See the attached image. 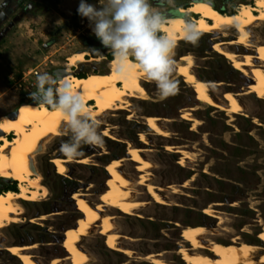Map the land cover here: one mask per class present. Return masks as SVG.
Segmentation results:
<instances>
[{"label":"rangeland","instance_id":"1","mask_svg":"<svg viewBox=\"0 0 264 264\" xmlns=\"http://www.w3.org/2000/svg\"><path fill=\"white\" fill-rule=\"evenodd\" d=\"M87 2L100 7L98 0ZM176 2L171 0L162 10L176 6V12L181 13V8H187ZM242 3L254 5L255 0H226L224 6L227 10L235 6L237 11ZM78 4L79 0H0V12L6 14V24L0 22V124L16 106L20 109L33 101L24 92L33 89L38 73H54L59 68H70L75 75L109 72L108 55L112 52L93 34L88 19L78 15ZM215 4L222 6L220 1ZM185 14L194 22L195 16ZM10 21H14L12 26ZM230 28L205 32L196 44L177 41L175 93L161 98L153 81L142 80L145 92L128 97L131 106L111 109L100 117L102 144L85 146L80 157L71 159L59 151L60 144L67 139L65 134L43 143L44 149L34 160L47 193L36 201L20 199V220L0 227V264H17L16 259L7 260L2 244L43 238L46 231H55L61 237L65 235L63 228L75 227L81 213L77 212L73 193L93 206L100 202L101 216H111L120 246L132 251L126 254L110 250L99 220L77 243L89 254L84 264H153L147 257L150 254H157L169 264H187V257L179 251L192 246L184 235L187 226H205L207 233L201 236L204 243L214 240L229 244L238 236L240 242L264 246V97L249 91V86L257 82L255 66L264 69V61L255 57L257 48L260 51L264 46V21L248 28L249 45L237 43L243 33ZM215 42H222L241 59L254 55V65L242 72L227 56L219 54ZM92 48L98 56H94ZM79 52H86L85 60L78 67L70 66L68 57ZM184 54L192 55L193 71L209 82V93L218 103L229 106L224 94H235L242 106L239 112L199 99L197 88L179 74L184 64L180 57ZM95 57L100 60L92 59ZM31 69L37 73L27 74ZM147 116L157 117L166 134L149 126ZM141 133L145 134V141ZM130 146L139 148L141 155L151 162L143 171L144 183L139 182L142 171L138 162L128 153ZM59 156L68 159L65 174L56 164ZM83 156L87 157L86 162L81 161ZM111 159H121L118 169L129 179L130 197L140 202L135 214L106 205L101 199V192L108 190L106 181L112 176L105 166ZM14 181L0 176V191ZM145 183L155 185L165 203L157 202ZM15 184L19 189L18 181ZM206 207L215 210L220 218L206 214ZM45 247L36 243L26 250L43 260L41 252ZM70 254L66 250L57 264H72Z\"/></svg>","mask_w":264,"mask_h":264},{"label":"bare ground","instance_id":"2","mask_svg":"<svg viewBox=\"0 0 264 264\" xmlns=\"http://www.w3.org/2000/svg\"><path fill=\"white\" fill-rule=\"evenodd\" d=\"M181 11L197 15L193 17V23L200 32L213 33L234 27L243 33L242 38L236 40V42L249 45L250 34L248 28L257 21H264V0H255L254 5L242 3L234 14L220 13L205 0L194 1L187 8H181ZM170 18L171 23L166 24L165 29L177 33V41L184 40L182 25L185 19L182 16H171ZM216 47L220 53L226 55L244 73L247 72V66L254 65L252 61L254 55L252 54L244 60L236 52L227 49V47L225 48L222 42H217ZM85 53L79 52L69 56L68 64L78 67L85 60ZM255 57L264 61V46ZM92 59L100 60L99 57ZM183 60L185 63L181 65L179 74L183 75L187 83L197 85L201 91L202 99L208 101L211 105L227 108L229 111L239 112L241 110L242 106L232 92L227 94L228 99L231 101L229 106L225 107L215 100L209 93V82L199 79L193 71V57L191 54L185 56ZM129 63H134V61L130 59ZM109 65V72L91 71L85 77H79L68 68L66 71H69V73L63 75L65 79L72 82L74 89L82 92L88 108L99 118L111 109L128 107L130 105L128 97L137 93L141 95L145 92V88L141 83L142 80H145L142 72L133 69L130 73H118L114 58L110 60ZM255 67L254 75L257 82L252 89L257 91L261 97H264V69L259 66ZM150 121L152 125L164 131L157 123V117H151ZM62 122L63 116L60 112L52 110L49 106L36 105L32 102L22 105L20 109L18 108V115L15 118L9 114L4 116L0 124L2 131L0 132V176L18 181L19 190L0 192V227L5 222L20 220L19 212L22 209L18 203L20 199L38 200L39 197L47 193V187L42 184V177L35 165L34 156L44 149L43 143L47 139L63 135ZM9 134L13 135L12 138H7ZM107 134L113 137L108 130ZM129 150L134 153L138 160L143 162L142 164L145 167L151 165L150 161L141 155L140 150L132 146ZM67 160L60 156L56 158V164L62 174L67 171ZM120 163L121 160L112 166L118 177L110 180L112 190L105 194V200L130 214H135L140 203L130 197L129 179L118 169ZM149 190L159 202L165 203L163 197H161L162 195L157 192L155 185L149 184ZM77 197L81 199L83 208L88 214V217L80 219V229L73 228L69 231V244L73 251L79 255L77 264H84L86 260L83 258L86 253L77 244L80 236L88 233L91 225L99 220L105 224V232L109 234L111 245L119 250H127L126 247L120 246L119 234L113 232L114 226L111 217L108 215L101 216L98 211L99 207H93L79 194H77ZM206 212L210 216L220 218V215L212 208L207 207ZM206 233L207 228L203 225L187 226L184 229L185 238L192 242L191 247L184 246L179 250L187 257V264H264V254L261 255V252H264V246L246 241L240 242L238 236L234 237L232 239L234 242L229 244L216 243L214 240L204 243L201 241V236ZM18 251L22 252L21 248ZM128 252L131 253L132 251L129 250ZM149 257L155 264L170 263L157 256V254H150ZM26 258L29 264H38L31 256Z\"/></svg>","mask_w":264,"mask_h":264},{"label":"clouds","instance_id":"3","mask_svg":"<svg viewBox=\"0 0 264 264\" xmlns=\"http://www.w3.org/2000/svg\"><path fill=\"white\" fill-rule=\"evenodd\" d=\"M100 7L79 0L77 13L87 18L93 34L111 50L118 73L133 69L155 83L158 94L166 98L175 93L176 35L165 29L171 18L162 10L171 0H98ZM183 39L198 43L202 33L185 19ZM134 63H129V60ZM34 91L29 93L36 105L49 106L63 116L62 133L67 136L59 147L66 158L83 154L85 146L103 143L101 119L87 106L82 92L74 89L70 80L54 73L41 72L35 76Z\"/></svg>","mask_w":264,"mask_h":264},{"label":"crops","instance_id":"4","mask_svg":"<svg viewBox=\"0 0 264 264\" xmlns=\"http://www.w3.org/2000/svg\"><path fill=\"white\" fill-rule=\"evenodd\" d=\"M215 45H216V42H215ZM259 46H262V45H259ZM219 52V51H218ZM257 52H259V47L257 48ZM220 53V52H219ZM222 54V53H221ZM187 55H189V54H184V55H182L181 57H180V59L182 60V61H184L183 60V58L185 57V56H187ZM222 55H224V54H222ZM248 55H250V54H247V55H245V58H247L248 57ZM226 56V55H225ZM228 58V57H227ZM229 59V58H228ZM230 60V59H229ZM230 62H231V60H230ZM183 63H185V61L183 62ZM232 63V62H231ZM233 64V63H232ZM233 66H234V64H233ZM236 68V67H235ZM199 78V77H198ZM200 79V78H199ZM255 83H252L249 87H250V89H249V91L250 92H252V93H256L257 94V96L258 97H260V98H263V97H261L260 95H259V93L257 92V91H254L253 89H252V87H253V85H254ZM191 85H194L196 88H197V90H198V97H199V99L201 100V101H203V102H206V103H208L209 105H211V103H209L208 101H205V100H203L202 98H201V91H200V89L197 87V85L196 84H191ZM252 89V90H251ZM228 92H230V91H227V92H225V94H224V97L228 100V102H229V104H231V101L228 99V97H227V94H228ZM212 106H215V105H212ZM231 112H234V111H231ZM234 113H236V112H234ZM151 117H155V116H147L146 118H147V121H148V124H149V126H151L154 130H156V132H158L159 134H166V132L165 131H161V130H159L157 127H155L154 125H152V123H151V121H150V119H151ZM104 133L105 134H107V130H104ZM108 135V134H107ZM112 137V136H111ZM141 139L143 140V141H145V139H146V136H145V134H143V133H141ZM133 147V146H132ZM135 149H138V150H140L139 148H137V147H134ZM129 149H130V147H129ZM128 149V153L130 154V156H131V159L132 160H135V161H137L138 162V167H139V170L140 171H142V173H141V175H140V183H144V181L146 180V178H145V174L143 173V171H145L147 168H149V167H145L144 166V164H142L143 162L142 161H140V160H138L135 156H134V153L131 151V150H129ZM131 152V153H130ZM81 159V161L82 162H86L87 161V157H85V156H83V157H81L80 158ZM119 160H121V159H111L109 162H107V164H105V166H106V168L109 170V172L110 173H112V176H110L108 179H107V185H109L108 186V190H104V191H102L101 192V199H102V201L106 204V205H111L112 207H115V208H117V209H119V210H121V211H124L125 213H127V214H130V213H128L127 211H125L124 209H121V208H119V207H116V206H114V205H112V204H109L106 200H105V194L107 193V192H109V191H111L112 190V187H111V185H110V180L111 179H116L117 177H118V174L115 172V170L112 168V166L117 162V161H119ZM56 161V160H55ZM151 163V162H150ZM114 170V171H113ZM146 184V186H147V190H148V192L149 193H151L150 192V190H149V184H152V183H145ZM73 193V192H72ZM41 194H42V192H41ZM77 194L78 193H73V198L76 200V204H77V210H79V211H77L78 213H81V215H79L77 218H76V220H78L77 221V224L75 225V227H66V228H63V230H62V233H65V235L64 236H59V235H56V233H54V232H52V231H46L45 233H43V238H37V239H34L33 237L32 238H28L27 239V241H25V242H19V243H12V244H10V245H1L2 246V250H3V253L5 254V255H7L8 257H6L7 258V260L8 259H20V264H29V262L27 261V256H31L38 264H51V262H52V264H56V263H58L59 262V260L60 259H63L64 257H65V255H66V250H68V251H70L71 252V254L68 256V257H71L73 260H72V264H77V261H78V259H79V255H77L74 251H73V248L71 247V245L69 244V237H70V235H69V231L71 230V229H73V228H76V229H80L81 228V225H80V219L81 218H86V217H88V214H87V212L84 210V208H83V205H82V203H81V199H79L78 197H77ZM45 194H43L42 196H44ZM151 195L153 196V198L157 201V202H159L156 198H155V196L151 193ZM39 200V199H38ZM77 200H78V203H77ZM32 201H36V200H32ZM136 202H138V203H140L139 201H137V200H135ZM100 202H98L96 205H92L93 207H99V209H98V211H99V213H100V215H102V209H100L101 208V204H99ZM161 203V202H160ZM79 204V205H78ZM80 206V207H79ZM80 208H81V210H80ZM207 208V207H206ZM206 208L204 209V211H205V213L207 214V212H206ZM21 213H22V210L20 211ZM19 212V215L21 214ZM109 217H111L110 215H108ZM30 220V219H29ZM16 222H18V221H16ZM27 222H30V221H27ZM101 222V221H100ZM6 224H9V223H11V222H5ZM4 223V224H5ZM103 223V222H102ZM4 224L2 225V226H4ZM31 225H33V226H37V224L36 223H30ZM100 225H101V223H100ZM103 228L101 227V231L103 232H101L103 235H105L106 236V232H105V224L103 223ZM198 226V225H197ZM103 229V230H102ZM113 232H114V229H113ZM182 232H183V228H182ZM114 233H116V232H114ZM116 234H118V233H116ZM82 236H84V235H82ZM108 240V242H109V245H110V247H109V249L110 250H119L118 248H115V247H113L112 245H111V243H110V240H109V234H107V238H106V241ZM36 243H38L40 246H46L45 247V250H43L42 252H41V254L43 255V260H39V259H37V257H36V255L35 254H31L30 252H29V250H26L28 247H30L31 245H36ZM79 246V245H78ZM10 247V248H9ZM14 248V249H13ZM21 248V250H22V252L20 251H18V249H20ZM114 248V249H113ZM66 249V250H65ZM82 249V248H81ZM126 249L129 251V250H131V249H129L128 247H126ZM84 252H85V250L84 249H82ZM127 250H123V249H120V251H122V252H124V253H126V254H129L130 252H128ZM22 253V254H21ZM86 253V255L83 257L84 259H86L85 260V262L87 261V259H88V257H89V254L87 253V252H85ZM38 255H40V254H38ZM148 257H149V255H148ZM78 258V259H77ZM82 258V259H83ZM150 258V257H149ZM12 261V260H11ZM19 261V260H18ZM56 261V262H55ZM151 262L153 263V261L151 260ZM7 263V262H6ZM9 263H11V262H9ZM11 264H14V262L12 261V263ZM79 264V263H78ZM153 264H155V263H153Z\"/></svg>","mask_w":264,"mask_h":264},{"label":"trees","instance_id":"5","mask_svg":"<svg viewBox=\"0 0 264 264\" xmlns=\"http://www.w3.org/2000/svg\"><path fill=\"white\" fill-rule=\"evenodd\" d=\"M206 1H210L212 4H213V2L211 1V0H206ZM189 5H186V7H188ZM213 7L215 8V9H217L220 13H223V14H234L235 12H236V9H235V6H233L230 10H227L225 7H221V8H219V7H217L216 5H214L213 4ZM174 16H181V14L180 15H174ZM191 16H196V14H194V13H191ZM184 19H187V20H190V17H188V16H186ZM191 21V20H190ZM202 34L203 33H205V32H201ZM92 53L94 54V56H98L99 55V53L98 52H96V51H92ZM220 54V53H219ZM222 55V54H221ZM108 58L110 59V60H112L114 57H113V54L112 53H110L109 55H108ZM77 76H79V77H85L87 74L86 73H77L76 74ZM260 98V97H259ZM109 140H111L112 142H114V143H119V141H116V140H112V139H109ZM124 144V143H123ZM16 181H14L13 182V184H7L6 186H5V188H4V191H6V190H13V191H18L19 189L17 188V186H16ZM0 192H3V191H0ZM17 260V264H20V259H16ZM19 260V261H18ZM23 264V263H22Z\"/></svg>","mask_w":264,"mask_h":264},{"label":"flooded vegetation","instance_id":"6","mask_svg":"<svg viewBox=\"0 0 264 264\" xmlns=\"http://www.w3.org/2000/svg\"><path fill=\"white\" fill-rule=\"evenodd\" d=\"M176 1H177V2H176L177 5H179L180 7H181V6H185V7H186V5H187L189 2H191L192 0H176ZM211 1L213 2L214 5H216V4H215V1H220L222 6H220V7L217 6V7H219V8H221V7H225V6H224V3H225L226 0H211ZM176 10H177V7H176V6H173V7H170L169 10H165V11H166V13L170 16V15H172V13H173V14L177 13ZM173 11H175V12H173ZM0 14H2V13L0 12ZM188 17H189V16H188ZM0 20L2 21L3 24H6V21H5V20H2L1 17H0ZM95 50H96L95 48H92V51H95ZM33 86H34V84H33ZM34 90H35L34 87H33V89H30V90L26 89L25 92H24V93L27 94L26 97H29V98H30L29 93H30L31 91H34ZM30 99H31V98H30ZM32 102H33V101H32ZM18 107H19V105L16 106L15 109H17ZM3 180L6 181L5 179H3ZM6 185H7V184H6Z\"/></svg>","mask_w":264,"mask_h":264},{"label":"water","instance_id":"7","mask_svg":"<svg viewBox=\"0 0 264 264\" xmlns=\"http://www.w3.org/2000/svg\"><path fill=\"white\" fill-rule=\"evenodd\" d=\"M194 1H202V0H192L190 3H192V2H194ZM206 1V0H205ZM209 4H211L212 6H213V4L210 2V1H207ZM181 14V16L182 17H186V14L185 13H175V14H173L172 13V16H174V15H180ZM0 17H1V19L2 20H5L6 19V14L5 13H2V14H0ZM0 22H1V20H0ZM14 24V21H10V23H9V26H12ZM9 26L8 27H6V28H4V31H7L8 30V28H9ZM66 69L65 68H59V69H56L55 71H54V74H56V75H58V76H63V75H65L66 74ZM9 115L11 116V117H16L17 115H18V108L17 109H15L14 111H12L11 113H9ZM0 132H2L1 131V129H0Z\"/></svg>","mask_w":264,"mask_h":264},{"label":"built area","instance_id":"8","mask_svg":"<svg viewBox=\"0 0 264 264\" xmlns=\"http://www.w3.org/2000/svg\"><path fill=\"white\" fill-rule=\"evenodd\" d=\"M32 73H35V74H36V73H37V71H36V70L34 71L33 69H31V70H29V71H28V73H27V74H32ZM31 84H32V83H31ZM32 86H33V84H32Z\"/></svg>","mask_w":264,"mask_h":264}]
</instances>
